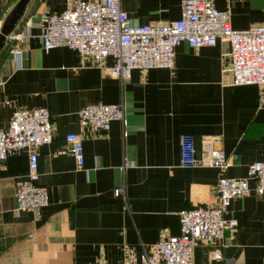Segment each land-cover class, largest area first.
Segmentation results:
<instances>
[{"label":"crops","instance_id":"crops-1","mask_svg":"<svg viewBox=\"0 0 264 264\" xmlns=\"http://www.w3.org/2000/svg\"><path fill=\"white\" fill-rule=\"evenodd\" d=\"M18 0H0V26ZM181 0H120L133 24H166L178 19ZM234 30L264 24V0H213ZM69 0H29L14 27H32L0 51V129L16 109L44 108L52 136L36 149L37 184L47 205L17 209L15 189L27 173L24 150L7 153L0 166V264H138L145 250L179 232L177 214L213 204L217 178L246 175L248 164L264 162V97L256 85L233 86L222 69L229 63L228 43L193 49L174 48L166 69H134L119 81L66 47L43 50L42 16L66 9ZM111 61L107 60L106 65ZM7 103V104H6ZM93 103L119 106L121 121L106 132L78 125L77 112ZM80 138L83 165L76 170L64 137ZM220 137L227 166L180 168L179 137ZM248 187H254L248 181ZM116 188L122 194L114 196ZM224 219L221 259L197 241L192 264H264V195L235 198Z\"/></svg>","mask_w":264,"mask_h":264},{"label":"built area","instance_id":"built-area-1","mask_svg":"<svg viewBox=\"0 0 264 264\" xmlns=\"http://www.w3.org/2000/svg\"><path fill=\"white\" fill-rule=\"evenodd\" d=\"M119 2L69 0L66 9L42 16L43 50L66 47L80 59L106 68L110 76L123 81L129 79L134 69H172L174 48L180 43L198 49L213 46L223 39L229 47V65L222 72L230 76L229 83L256 85L260 96L264 97V24L234 30L226 14L214 7L213 0H181L177 20L138 25L130 22ZM31 27V20H27L5 39L18 44L11 50L16 61L22 53L20 44L28 38ZM107 60L111 61L109 66ZM77 118L82 129L106 132L110 122L122 120L123 113L119 106L93 103L78 110ZM51 136L50 116L44 108L13 110L6 128L0 129V166L10 151L24 150L27 155L25 180L15 189L16 206L20 211H36L47 205L46 191L36 183V149L48 144ZM64 140L76 170H80L83 165L80 138L69 133ZM178 144L180 168L207 167L222 171L227 166L220 150V137H202L196 148L191 136L181 135ZM248 181L254 182L252 189ZM248 193L257 197L264 195V162L248 164L243 178L218 177L213 204L180 211L178 235L162 237L144 251L138 264H192V248L197 241L213 246L211 257L220 260L219 249L225 246L223 232L225 229L233 231L236 226L235 220L223 218L224 212L230 201ZM121 194L122 189L114 190V196Z\"/></svg>","mask_w":264,"mask_h":264},{"label":"water","instance_id":"water-1","mask_svg":"<svg viewBox=\"0 0 264 264\" xmlns=\"http://www.w3.org/2000/svg\"><path fill=\"white\" fill-rule=\"evenodd\" d=\"M28 1L29 0H18L1 23L0 50L3 47L6 37L13 31L14 27L20 20Z\"/></svg>","mask_w":264,"mask_h":264},{"label":"trees","instance_id":"trees-1","mask_svg":"<svg viewBox=\"0 0 264 264\" xmlns=\"http://www.w3.org/2000/svg\"><path fill=\"white\" fill-rule=\"evenodd\" d=\"M3 47H4V44H3ZM3 47H2V48H3ZM1 50H2V49H1ZM1 50H0V51H1Z\"/></svg>","mask_w":264,"mask_h":264}]
</instances>
